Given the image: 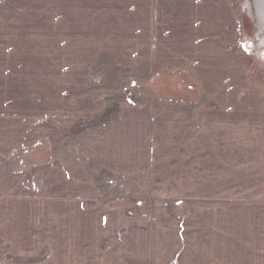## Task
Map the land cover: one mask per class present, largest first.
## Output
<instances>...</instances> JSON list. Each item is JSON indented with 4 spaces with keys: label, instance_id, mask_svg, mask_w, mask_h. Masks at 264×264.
I'll return each mask as SVG.
<instances>
[{
    "label": "rangeland",
    "instance_id": "rangeland-1",
    "mask_svg": "<svg viewBox=\"0 0 264 264\" xmlns=\"http://www.w3.org/2000/svg\"><path fill=\"white\" fill-rule=\"evenodd\" d=\"M43 1L0 0V23L24 19L6 14L17 7L31 12ZM53 1L48 20L55 27L68 19V46L55 39L28 44L34 31L0 39L16 42L0 45V264L162 263L184 240L185 256L166 263L214 262L205 255L203 186H123L111 174L122 165L109 148L124 133L116 132L122 115H136L121 124L131 138L132 129L142 137L158 122L146 130L141 114L155 108L203 109L222 97L249 102L253 91L264 95L261 0L257 11L254 0H247L250 7L242 0L200 2L190 16L180 6L186 0H161L160 13L146 15L145 37L130 42L159 46L146 45L132 61L124 15L110 0H68V14ZM87 3L94 8L83 16ZM32 17L40 24L46 16ZM79 35L84 41L77 44ZM228 73L229 94L222 89ZM139 140L133 151L145 154ZM133 159L132 167L134 161L145 169L146 159Z\"/></svg>",
    "mask_w": 264,
    "mask_h": 264
},
{
    "label": "crops",
    "instance_id": "crops-1",
    "mask_svg": "<svg viewBox=\"0 0 264 264\" xmlns=\"http://www.w3.org/2000/svg\"><path fill=\"white\" fill-rule=\"evenodd\" d=\"M207 1L186 0L184 2L186 6H180L186 7L190 16L193 14L191 10L195 11L194 6L200 5V2L203 4L206 2V5L201 4L204 7L212 3L210 0ZM53 2L44 0L39 7L37 3L31 4L34 5L31 12L26 8L15 12L18 7L13 13L8 12L6 15L24 14L25 18H19L17 22L15 20L6 22L4 25L0 23L2 26L0 31L11 32L10 35L0 34V39L15 41V33L18 30L34 31L30 32L31 37L26 34L28 44L36 39L51 41L55 39L61 41V46H68V19L58 25L59 33L58 28L56 29L58 26L53 27L52 19L48 20L50 9L54 6ZM110 3L115 12L119 11L124 15L123 30L128 42L127 53L130 55V61L137 59L136 54L143 52L142 48L145 49L146 45L153 49L159 46V41L148 43L145 39L140 41L142 42L140 45L130 42L135 41L134 37L136 40L137 37H145V31L150 29V25L147 29L145 27L146 15L151 12L158 15L163 9L161 0H110ZM68 5V0H61L60 8H64L66 14ZM42 6H49V9ZM86 6L83 16L84 14L88 16L89 11L94 8L89 3ZM180 6L179 12L176 13L179 15L182 12ZM206 10L210 13L209 8ZM31 14L46 17H42L41 23L37 24L34 17L28 18L32 16ZM83 41V35L76 39L77 44ZM0 45L15 47L16 42ZM229 75L230 73L224 77L223 81L226 82L222 88L228 94L230 87L227 84L231 82L232 77ZM259 91L261 90L252 92V99L249 102L244 98L240 102L222 97L221 102L205 103L203 109H196L194 107L196 105L190 108V104L176 105L185 106L183 109L155 108L153 113L141 114L140 119L146 123V130L147 123L151 126L158 122L156 128L147 130L145 135L141 134L142 137L132 129L135 136L131 138L128 126L121 124L128 123V120H133L136 115H122L120 122H117L116 132L124 133H120L117 138L114 136L115 145L109 148V157L114 159L115 163L119 161L122 166L119 172L112 171L113 169L110 171L113 176L121 178L123 186H167L161 188L164 191L195 190L194 186H203L205 196L203 240L207 249L205 255L214 262L178 264H264V95L261 96ZM224 95L225 93L222 94ZM160 110L164 113L156 114V111ZM198 110L204 112L197 113ZM137 137L141 138V145L146 142L145 147H141L142 150L145 149V154H140L141 150L133 151L134 142L140 146V138ZM110 143H113V139H110ZM137 146L136 148L139 147ZM138 156L146 159L145 169L141 171L136 169L139 164H135L134 161V166H131V160ZM184 244L186 245L185 240L183 249L171 251L172 256L167 257L170 258L168 261H177L182 255L185 256ZM165 258H161V261L162 259L164 261L162 263L149 264H169Z\"/></svg>",
    "mask_w": 264,
    "mask_h": 264
},
{
    "label": "bare ground",
    "instance_id": "bare-ground-1",
    "mask_svg": "<svg viewBox=\"0 0 264 264\" xmlns=\"http://www.w3.org/2000/svg\"><path fill=\"white\" fill-rule=\"evenodd\" d=\"M248 1L246 0V1H243L242 0V3L243 4H247L249 7H250V5H251V2L249 3H247ZM247 8L246 10L244 9V11H243V13H244V21L245 20H249V18H246L247 17V14L249 15V17L251 18V8ZM250 9V10H249ZM254 9H256V11H257V0H254ZM257 26V25H256ZM258 28H259V26H257ZM256 27V32L260 35V36H262V40H263V44H264V36H263V34L260 32V30H258V28ZM260 29V28H259Z\"/></svg>",
    "mask_w": 264,
    "mask_h": 264
},
{
    "label": "water",
    "instance_id": "water-1",
    "mask_svg": "<svg viewBox=\"0 0 264 264\" xmlns=\"http://www.w3.org/2000/svg\"><path fill=\"white\" fill-rule=\"evenodd\" d=\"M260 2H261L262 11H263V13H261V14H262V20H263V22H264V0H261ZM258 6H259V5H258ZM259 7H260V6H259ZM260 11H261V8H260Z\"/></svg>",
    "mask_w": 264,
    "mask_h": 264
}]
</instances>
